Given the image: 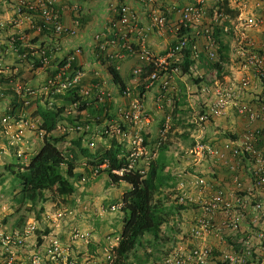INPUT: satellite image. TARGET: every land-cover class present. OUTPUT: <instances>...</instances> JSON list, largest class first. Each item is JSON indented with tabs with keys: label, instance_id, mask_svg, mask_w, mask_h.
<instances>
[{
	"label": "built area",
	"instance_id": "2783aa9c",
	"mask_svg": "<svg viewBox=\"0 0 264 264\" xmlns=\"http://www.w3.org/2000/svg\"><path fill=\"white\" fill-rule=\"evenodd\" d=\"M9 1L12 0H0V5L10 4ZM15 1L17 14L21 15L26 10L39 13L44 23L41 31L52 33L59 38L76 35V28H68L62 22L61 13L54 5L55 0ZM134 1L144 11L149 26H142L141 17L130 6L121 5L117 9L116 18L111 22L110 27L104 33L97 34L95 41L97 48L102 52H106L111 46L120 47L122 52L116 55V59L141 57L146 64L133 70L136 78L147 73L146 67H149L151 69L150 85L160 81L161 88L167 90L171 77L182 73L180 66L183 63L184 53L188 49L192 51L191 59H198L199 55L204 53L210 60L219 62V44L215 37L216 27H219L224 35L234 37L237 46L235 54L231 53V56H235L239 61V69L249 75V77L244 75L240 78L233 76L227 78L225 82H216L214 86L204 85L201 88V94L205 101L203 114L199 118L200 124L207 126L206 124H211L215 119L227 116L230 111H233L238 119L245 122L246 126L243 134L236 141L228 140L221 146L196 143L195 150L192 149L190 154L199 156L202 161H225L229 158L233 163V171L238 167H243L242 170L248 177L249 185L245 186L240 177L235 174L232 190L222 186L214 188L206 178H198L196 186L201 191L200 217L197 218L192 233L199 243L191 250L176 248L169 256L162 258L158 264H209L213 252L206 242L213 232L218 231L215 224L218 214L223 218L224 228L231 232H239L242 225L249 220L248 223L254 231V238L260 241L261 248L264 249V38L257 43L250 36L252 32H258L264 25L263 17L258 14L251 15V18L238 17L233 20L224 12L219 11L215 12L212 23L204 26L207 21L206 0H193L185 6L174 8L158 6L159 0ZM172 11L173 14H177L175 22L171 20L170 13ZM152 32L169 33L173 36L174 42L159 54L149 51L145 43ZM133 37L138 39L139 46L133 43ZM46 53V50H42L39 56L41 64L45 66L50 63V57ZM75 53L79 55L81 50L76 49ZM74 60L75 55L66 62L69 70H73V73L69 75L67 72L60 73L48 82V89L53 88V95H63L66 91L79 87L84 76L80 70L71 68ZM116 70H118L117 67ZM162 73L164 75H161ZM26 91L28 96H33L31 90L27 89ZM89 95L90 91L84 92V96ZM122 96L130 99L131 90L126 88ZM104 97V91H98L97 100L99 103L104 104ZM142 103L141 99L133 100L129 105L130 108L121 113L125 122L133 124L136 131L141 128ZM77 105V103L73 104L75 108ZM7 113L0 119L5 137L10 136V133L14 134L12 129L14 123L18 127L27 125L25 116L17 118ZM77 130L79 129L77 128ZM21 133L20 127L19 133L16 134L17 139L20 138ZM128 133L125 135V139L128 141L125 144L124 152L128 166L126 170L115 173L122 176L124 171H138L141 175H145L151 160L157 157V152L148 150L147 145L144 144V138L139 132L136 134L134 132L133 137H129L130 132ZM160 144L155 145L154 151H158ZM9 146L13 145L9 144ZM103 167L96 168L93 171L94 175H97ZM62 215L60 213L59 217L61 218ZM27 228V231L6 233L0 228V264H43L45 261L56 264L62 262L66 249L62 247L61 240L55 237L51 238L45 254L35 255L29 260L21 258L20 254L23 252L21 248L25 246L28 237L36 230L35 224ZM75 234L76 237L79 236V234ZM47 237L48 235L42 236L44 243H46ZM118 242L119 239L115 241V244ZM113 249L106 250L107 260L110 264L113 263ZM251 256V252H246L243 259L240 260L238 256L228 254L223 257V262L234 264L239 260L245 263L246 257ZM65 261L66 264H74L66 258Z\"/></svg>",
	"mask_w": 264,
	"mask_h": 264
},
{
	"label": "crops",
	"instance_id": "0c3cea01",
	"mask_svg": "<svg viewBox=\"0 0 264 264\" xmlns=\"http://www.w3.org/2000/svg\"><path fill=\"white\" fill-rule=\"evenodd\" d=\"M192 1L193 0H159L158 6H163V8L181 7ZM54 5L61 13L64 25L68 28H76L75 36H62L59 38L52 33L42 32L41 29L43 25L41 27L39 25L42 24V19L39 13L26 10L21 15L17 14L16 9H14L17 6L15 0H12L10 4L0 5V84L2 83V80L6 81L11 78L10 81H12V77H14L15 74H8L9 69H14L16 67L14 69L16 75H19L20 71L25 72L27 84L24 89H29L33 93V96H29L30 105L27 110L26 108L24 109L22 115L27 119L30 118V120H32V114H34L33 112H36L37 115L38 108H49L50 105L53 106V103L57 108L65 107L67 109L71 106L69 105L67 98L65 96H57V94L53 95L54 93L52 92V89H48V82L60 73L67 72L68 75L73 73V70H69L66 61L71 56L75 55V60L71 64V68L80 70L83 73L84 77L77 90L79 95L85 100L87 109L82 112L74 111L75 116L72 115V113H66V115L63 114V120L60 124L69 125L70 129L77 127L84 131L83 126H85L90 130V126H93V120L96 118L98 119V117H100L99 120H103L104 115H106L107 112V110L104 111L105 105L100 104L97 100L98 91H105L109 96V93L112 92L113 99L110 100L111 105L108 107H111L109 113L113 116L117 114L116 109H118V107L120 109L118 113H120L125 111L128 105H130L129 102L128 104L124 103V107L120 104V100H123L122 94H119V88L114 83L113 77L110 73V68H112V66L117 67L121 78L126 84V88H139V91L143 92V81L139 83L140 79L132 78V76H130L136 67L143 64V59L139 56L134 58L127 57L123 60L116 59V55L122 52L121 48L118 46H111L108 47L106 52H102L97 48L95 36L99 33H104L106 29L110 27L111 22L116 18V11L121 5L130 6L141 17L142 26L148 27L149 21L142 8L136 4L134 0H55ZM223 5L229 6V9L234 12L233 14L236 17H231L233 20L238 17L248 18L251 15L258 14L264 19V0H206V7L208 6V8L211 6L220 7ZM10 8H13L14 10L10 11ZM170 14L172 22H175L177 20V14H173V11ZM12 36L14 37L10 38ZM225 36L232 35L223 34L224 38ZM250 36L255 42H261L264 38V25L258 32H252ZM173 39V36L169 33L152 32L148 36L145 46L149 51L159 54L168 45L174 42ZM132 41L135 45H140V42L135 37L132 38ZM16 42L20 43L15 46ZM12 44H15L14 47H12ZM17 48L19 49L17 50ZM76 49H80L81 54L77 55L75 53ZM42 50H46L47 56L50 57V63L46 66L42 65L40 60L39 62L37 61ZM202 54L203 53H201L199 58L195 60L196 64L205 59V56ZM112 56L115 57L112 58ZM29 62L30 64L27 65ZM9 64L12 66L14 64L16 65H14L13 68H8L7 65ZM176 77L177 76L174 78L176 79ZM203 86L204 85H202L201 88ZM169 87L167 90H170L164 92L163 90L165 89L161 88V82L158 81L153 85L149 84V86L146 87L148 91L142 95L143 107H145V118L141 121V128H139V130L145 125L144 130H146L147 133H150L147 134L145 131V139H155L159 134L158 131L162 128L161 126L163 124L170 125V122V131L173 132L168 133L167 129L164 130L165 134L168 133V138H170V136H175L182 138L183 140L194 139L195 143L200 144L208 143L213 146H221L228 140L236 141L243 134L242 128L244 123H237L236 125V122L229 117L230 113L226 117L215 119L213 123L207 125L211 127L201 129L198 120L203 114L205 101L204 96L201 94V88L200 95L197 97L198 102L201 105L200 109L195 110L196 114L193 113L191 115L188 109V104L191 100H185V90L183 85L180 84L177 88H174L171 85H169ZM85 91H90V95L87 97L84 96ZM51 93L55 97H49V94ZM172 101L173 104H175V107L171 110L173 117L170 115L166 117V114L168 113L166 111L163 112L162 110L164 107L168 106V104L170 105ZM11 103L12 100H4L0 104L3 105V110L6 111L8 108L10 109ZM26 105H28V103H26ZM191 107H194L193 104H191ZM35 120L40 126L42 125V120L38 115ZM103 121L105 122H103L98 128L104 127L108 124L105 119ZM160 123L161 126L158 128ZM189 123H195L197 127H193ZM155 127H157L156 131ZM216 127L225 129L229 128L233 133L230 134L223 132L226 133V137L223 139L220 137L221 132H216ZM96 128L97 127H92V131ZM192 129H195L193 130L194 133L187 134L186 131L190 132ZM127 130H129L128 127ZM210 130L213 131L210 132ZM92 131L90 132L91 135L94 133ZM160 134V136L164 135L161 131ZM86 141H90V139L84 137L77 140V142H80L81 148H84ZM191 143L193 144V141H191ZM168 146V151L165 153L168 164L166 172L172 180L170 185L174 184V190L176 187V191L178 192L176 193V196L180 198V203H184L182 204L184 206L178 207L179 211H177V209L174 211V208L172 210L169 208L170 206H168V204L162 203L165 208L168 206L167 209H169L170 215L168 223L162 228V236L165 243H161L160 246L172 244L173 246H171V249H175L174 246L181 244L183 245V249L191 250L197 243H199V241L193 237L192 233L196 220L200 217L199 203L201 200V191L196 186L198 178H206L214 188L222 186L228 190L234 188V174L240 177L245 186L249 185V180L245 171L242 170L243 167H238L234 171L232 170L233 163L229 158L225 161H202L199 156L194 157L193 155L188 154L190 150H195L194 147H188L184 152H178L172 150L171 144H168ZM152 147H150V145L147 146L149 151H151L150 148ZM72 149H76L74 142L72 143ZM89 152L90 154L95 155L93 152ZM89 169L91 171L92 167L87 164L86 168L83 170L88 171ZM80 171H82V169H76L75 173L82 175V172ZM83 181L84 179H82V182ZM82 182H77L76 185L81 186ZM171 188L172 187H170L168 191H170ZM162 197H164V195H162ZM92 198H95V196L91 197L90 195L89 197L82 198V195L79 194L74 206L69 208V210H73L75 214L78 212V217L80 218L89 219L90 215L93 214L91 208L94 200H92ZM163 202L165 201L163 200ZM69 205L71 204H67V206ZM46 215L47 214H44V219L42 220L45 224H47L45 221V218H47ZM248 222L249 220L242 225L239 232H231L224 228L222 216L219 214L216 216L215 224L218 231L213 232L207 238L206 242L213 252L209 264H229L223 262V257L228 254L236 255L242 260L246 252H251L252 256L246 257L245 263L238 260L234 264H264V249L261 248L260 241L254 238V231ZM74 223L78 225L77 221ZM74 223L73 217L70 219L67 217L63 223L58 225L59 228L54 231L58 234L61 241L66 240L65 248H70L71 245L74 244L71 242V234L73 233L71 230L77 226ZM177 241H180V243ZM94 245L95 244L92 243V248H94ZM155 246L158 247V244Z\"/></svg>",
	"mask_w": 264,
	"mask_h": 264
},
{
	"label": "rangeland",
	"instance_id": "374dc122",
	"mask_svg": "<svg viewBox=\"0 0 264 264\" xmlns=\"http://www.w3.org/2000/svg\"><path fill=\"white\" fill-rule=\"evenodd\" d=\"M14 9L10 8V11H13ZM219 10H221L220 7L211 6L210 8H208L207 6V15H206L207 21L204 23V26H206L209 23L210 24L212 23L215 12H219ZM248 18L251 17L249 16ZM13 37L14 36L10 38ZM224 39L226 43L230 45V48L232 47V49H230L231 51L229 52V60H228L229 63L225 64L224 70L222 71L221 75H219L216 70L212 69L209 66V64H215L218 61L210 60L203 53L202 55L205 56V59L199 61L198 64L195 63L196 65L192 67V69L190 70V74L183 75V73L180 72L172 76L170 79V85L174 88L179 87L180 84L183 85L185 90V94H184L185 100L188 101L191 100V102L188 104V109L191 115L193 113L196 114L195 110L200 109L201 105L198 102L197 97L200 95V88L202 85L214 86L216 82H225L227 78H231L233 76L240 78L245 75L249 77V75H247L245 72H242L239 69V64H238L239 61L237 60V58L235 56H231V53L232 55L235 54V47L237 46V44H235L236 41L234 40V37L225 36ZM14 45L15 44H12V47H14ZM18 49L19 48H17V50ZM37 59H38L37 61L39 62L40 59L39 58ZM142 63L143 64L139 66H144L146 64L144 60L142 61ZM29 64L30 62L27 63V65ZM7 66L8 68H13L11 64ZM146 68H147L146 69L147 73L145 72L140 78H137L140 79L139 83L143 81L142 89L144 93L148 91L146 87L150 84L149 74L151 69L149 67ZM14 69H9V73H8V74L10 73L15 74L14 77H12V81H10L11 80L10 79L8 82L3 81L0 84V103L4 100H12V99H15L18 103L21 102V104L24 105V107L23 109L21 108L20 110H18L16 114L22 116L23 110L26 108L25 106L26 103L29 102L30 105V101H29L30 97L27 95V91L24 89L26 88L27 79L24 71H20L19 75H16V73H14L15 72ZM161 75H164V73H162ZM130 76H132V78H136L133 72ZM175 76H177L176 79L174 78ZM196 80H198V83L195 82ZM127 88L131 90L132 96L130 99H126L122 96L123 100H120L121 102L120 104H122V107H124L123 106L124 103L128 104L129 102L131 105L133 100L136 99L142 100V94L139 91V88H133V87H127ZM169 90H163V91L168 92ZM69 92L70 91H66L63 95H57V96L66 97ZM104 93H105L104 111L107 110L106 115H104V119L108 124L105 125L104 127L98 128L105 121H103L104 119L99 120L100 117H98L97 119L96 118L97 116L95 115L96 117L95 116L94 117L96 119L93 120V124H92L93 126H90L91 127L90 130L92 131V127H97L98 129L97 128L94 129L92 131L94 133L91 135L90 134L91 131L85 126H83L84 131H82L81 129L77 130V127L70 129L69 125H64V124L62 125L59 123L56 131L53 133V136L58 138L60 137L64 138V141L60 145H58L62 153L66 154L67 156L71 155L72 143L84 137L90 139V141L85 142L84 148H87L89 151L93 152L96 157L100 156L107 149H109L113 144V140H115L117 144L120 146L121 150L122 151L124 150L125 152V144H127L126 142L128 141V139H125V135H128L129 134L128 132H130L129 137H133L136 134V132H139L140 135L144 138V144L147 146L150 145V147L153 146L152 148H150V150L154 153H156V151H154V148H155V144H157L158 141L161 143V145H163L164 143H166L167 146L168 144L169 145L171 144L172 150L173 151L176 150L178 152H182V151L184 152L186 148L188 147L192 148L195 146L194 139L183 140L182 138H178L175 136L173 137L170 136V138H168V133L173 132L170 131L171 122L170 125L167 124L168 126L163 124L164 127L163 125L161 126V123L158 125V128L160 126L162 128L158 131L159 134L155 139H145L144 137L146 131L144 130L145 125L141 130H139L138 128L136 131L135 126H133V124H130L129 126V123L125 122L124 118L121 116L122 112L118 113V111L120 110L119 107L118 109H116L117 114H115V116L109 113V111H111V107L108 106L111 105L110 100L113 99V94L112 92H110L109 93L110 96H109L107 92L104 91ZM49 97H55V96H53L51 93L49 94ZM191 104H193L194 107H191ZM2 106L3 105L0 104V119L4 116V114H6V111L3 110ZM50 107L51 109L53 108L57 109L54 103L53 106L50 105L49 108ZM174 107L175 104H173V101L170 103V105L168 104V106L164 107L162 111L163 112L166 111L168 113L166 114V117L169 115L173 117L171 110ZM129 108L130 106L128 105V107L125 110H128ZM144 110L145 107H143L142 121L145 118ZM74 111L77 112V109L74 106L73 107L70 106L64 111V114L66 115V113L67 114L72 113V115L75 116ZM33 113L34 114H32V120H30V118L28 119L26 118L27 125L24 124L22 126L20 124L22 133L20 134L19 139L16 138V134L19 133L20 127H18L16 123H14L12 128L14 134L10 133V136H6V137L2 132L3 129L0 124V149H1L0 228L2 230H7L6 232L23 231V230L27 231L28 226L35 224V228H36L35 233L31 234L30 237H28L25 246L21 248L23 252L20 254V257L29 260V258H32L35 255L45 254L46 251L48 250V246H49V242L51 241V238L55 237L60 239L58 234L54 232L57 228H59L58 225L60 223H63L67 219V217H69V219L73 217V223L75 221H77L78 223V225L74 223L77 226H75V228L71 230V232H73L71 234V242H73L74 244L71 245L70 248L67 247L68 248L67 249L65 248L66 240L60 241L62 242V247L66 249L64 254L65 258L68 259L69 262H73L74 264H108L106 257L107 254L106 249L116 248L117 244H115V241L120 237V233L123 230V226H124L123 223L125 216L121 211L122 206L120 205L123 194L128 190L129 186H127L124 183H119V184L113 183L110 180L108 174L104 171L102 172L100 171L97 175H94L93 171L96 169L95 167L94 168L92 167L91 171L90 169L88 171H84L83 169L86 168L87 164L89 165L90 163L88 159H86V157L80 154L75 161V166L76 169H82V171H80L82 172V175H80V177L75 178L72 181L73 184H75L74 195L68 197H62V196L60 197L57 195L55 191L46 192L44 194L45 201L39 200L35 204V206L30 205V203L25 204L19 202L21 196L20 195L21 187L19 186V184L16 183L15 177L11 173L12 172L11 169L14 166H19L23 164L28 165L33 155L37 153L44 144L43 143L44 131L40 130L41 127L35 120L37 116L36 112ZM229 117H231L233 121L236 122V125L237 123L240 124L244 123L242 130L245 129L246 126L245 122L242 119H238L237 115L234 114L233 111H230ZM198 122L200 123L199 120ZM189 124H191L193 127L195 126L197 127L195 123H189ZM199 125L201 129H204L205 127L208 128L211 127V126H205L203 124H199ZM206 125H210V124H206ZM127 127L129 128V130H127ZM156 128L157 127H155V131ZM165 129L168 130L167 134L164 133ZM193 130L195 129L190 130V132L188 131L186 132L187 134H192ZM228 130L230 129L216 127V132L218 131L221 132L220 137L223 139L226 137V133H230V134L233 133V131L231 130L228 131ZM160 131L161 133H164V135L160 136L161 135ZM212 131L213 130H210V132ZM191 141H193V144L191 143ZM9 144H12L13 146H9ZM76 150H77V154H79V150L77 148ZM188 154H191V150L188 152ZM193 156L196 157L197 155L194 154ZM103 166H104L103 169H105L106 168L105 165ZM14 170L16 171L17 168L14 167ZM82 179H84L83 182ZM77 182H82L81 186L76 185ZM82 188H84L85 190ZM168 189L169 188H165L161 192V194H159L155 198V201L157 203L161 201L163 204H168V206H170L169 208H171L172 210L174 208L175 209L174 211H176V209L177 211H179L178 207L184 203H180V198L176 196V193H178L176 191V187L175 190L174 187H172L170 191H168ZM79 194L82 195V198L89 197L90 195L91 197L95 196V198H92V200H94L91 208L93 214L92 215L89 214L90 215L89 219L82 217L80 218L78 217V212L75 214L73 210H69V208L74 206L77 200L76 198ZM162 195H164V197H162ZM162 199L165 202H163ZM69 203L71 205L67 206V204ZM60 213L63 214L61 218L59 217ZM44 214H47L46 215L47 218H45L47 224L43 223L42 221L44 219L43 217ZM48 225L51 227V229ZM39 231L41 232L40 234L37 233ZM46 231L48 232L47 240H45L46 243L44 242L42 243L41 241V244H38V238L40 237V235L42 236L46 235L45 233ZM75 233L79 234V236L76 237ZM81 236L83 237L81 238ZM69 240H70V235H69ZM146 240L147 243L144 244V247L142 249L137 250L135 254L131 255L128 264H158L162 260V258L167 256L169 253L173 252L176 248L183 247V245L181 244L174 246L175 249H171V246H173L172 244H169L167 246L164 245L160 246L161 243H163L164 241L158 243V247H157L155 246V244L152 245L149 244L151 243L150 237H147ZM92 243L95 244L94 248H92ZM178 243H180V241ZM68 250L70 251L68 252ZM65 258L62 260V262L56 264H66ZM43 264H55V263L45 261Z\"/></svg>",
	"mask_w": 264,
	"mask_h": 264
},
{
	"label": "trees",
	"instance_id": "16d2710c",
	"mask_svg": "<svg viewBox=\"0 0 264 264\" xmlns=\"http://www.w3.org/2000/svg\"><path fill=\"white\" fill-rule=\"evenodd\" d=\"M219 11H223L230 17L235 18L234 12L229 9V6H220ZM39 24L40 27L43 25ZM216 41L219 44V62L209 64V66L216 70L219 75L222 74L225 64L229 63L230 45L226 43L222 31L219 27L215 29ZM42 32H45L42 30ZM20 43V42H19ZM16 42V46L19 44ZM181 70L183 75L190 74L191 68L195 65V60L192 58V51L188 49L184 53ZM227 61V62H226ZM110 73L113 77L114 83L118 86L121 94L126 89V84L120 76L116 67L110 68ZM11 79V78H10ZM6 80L7 82L10 80ZM3 82V80H2ZM198 83V80L195 81ZM144 94V91L141 92ZM69 105L78 104L77 112H82L87 109V105L83 97L79 95L78 90H71L66 96ZM24 105L12 99L10 110L7 114L14 117H21L16 112L23 109ZM65 107L62 108H38L37 115L42 120L40 130L44 131V144L40 150L33 155L28 165L14 166L11 169L15 181L21 187V196L19 202L35 206L39 201H45L44 194L46 192H56L58 196L68 197L75 193L73 180L80 177L75 173V161L81 154L88 158L91 167L98 168L106 165V168L99 170L108 174L113 183H124L129 186L128 190L123 194L121 203L122 213L125 216L123 230L120 233L118 246L114 250L113 264H128L131 255L135 254L137 250L142 249L147 243L146 238L150 237V245H157L158 241H163L162 228L168 223L170 215L169 209L165 208L161 201L157 203L155 198L161 194L165 188L173 187L170 185L171 177L166 172L168 164L166 159V152L168 147L166 143L160 144L157 157L151 160L145 175H141L138 171H124L122 176L115 174L126 170L128 162H126L124 150L115 140L112 146L107 149L100 156L90 154L87 148H81L80 142H74L76 149L71 150V155L62 153L59 146L63 141V137H55L53 133L57 126L63 120ZM157 143V144H158ZM163 143V142H162ZM77 175V176H76ZM181 205L179 207H183ZM200 208V206H199ZM6 233L7 230H4ZM14 232V231H8ZM37 233H41L40 231ZM47 235V231L45 232ZM44 242L42 235L38 238L39 244ZM170 253L167 255L169 256Z\"/></svg>",
	"mask_w": 264,
	"mask_h": 264
},
{
	"label": "clouds",
	"instance_id": "9594fccd",
	"mask_svg": "<svg viewBox=\"0 0 264 264\" xmlns=\"http://www.w3.org/2000/svg\"><path fill=\"white\" fill-rule=\"evenodd\" d=\"M67 62V61H66ZM78 88H76V90H77ZM98 94V93H97ZM87 97V96H86ZM26 106V108H28V105H25ZM8 110H10L9 108H8ZM24 111V110H23ZM6 112H7V110H6ZM196 144V143H195ZM195 147V146H194ZM157 154H158V151H157ZM116 174V173H115ZM117 175H119V174H117ZM119 176H121V175H119ZM121 205L123 206V204L121 203ZM117 246H118V243H117ZM116 246V247H117ZM107 250V249H106ZM114 250H115V248L113 249V257H114ZM107 252V251H106ZM108 255L106 254V257H107ZM107 262H108V260H107ZM113 262H114V258H113ZM108 264H110L109 262H108ZM113 264V263H112Z\"/></svg>",
	"mask_w": 264,
	"mask_h": 264
}]
</instances>
